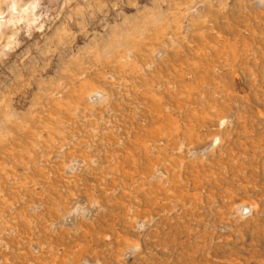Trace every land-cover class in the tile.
<instances>
[{
  "label": "rangeland",
  "instance_id": "374dc122",
  "mask_svg": "<svg viewBox=\"0 0 264 264\" xmlns=\"http://www.w3.org/2000/svg\"><path fill=\"white\" fill-rule=\"evenodd\" d=\"M0 264H264V0H0Z\"/></svg>",
  "mask_w": 264,
  "mask_h": 264
}]
</instances>
